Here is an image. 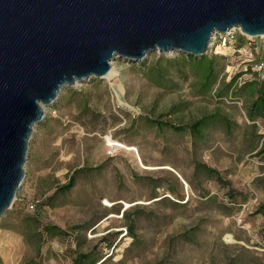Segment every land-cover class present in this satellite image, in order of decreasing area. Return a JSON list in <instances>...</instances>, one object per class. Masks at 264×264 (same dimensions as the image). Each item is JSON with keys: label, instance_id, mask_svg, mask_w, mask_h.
Masks as SVG:
<instances>
[{"label": "rangeland", "instance_id": "rangeland-1", "mask_svg": "<svg viewBox=\"0 0 264 264\" xmlns=\"http://www.w3.org/2000/svg\"><path fill=\"white\" fill-rule=\"evenodd\" d=\"M229 32L218 33L206 53L218 55L222 68L209 94L200 93L186 52L177 50L140 61L117 57L115 77L63 88L35 126L26 177L0 221V264H74L80 253L90 254L84 264H264V213L257 212L264 118L249 120V99L239 90L264 78L251 65L264 57V35ZM156 66L166 79L158 81ZM237 74L229 94L219 96ZM207 115L217 117L203 137L153 124L189 126ZM109 136L136 145L150 167L109 146ZM199 164L231 185L198 171ZM71 178L75 185L63 190ZM230 187L242 192L235 200ZM48 224L65 233L51 236Z\"/></svg>", "mask_w": 264, "mask_h": 264}, {"label": "water", "instance_id": "water-1", "mask_svg": "<svg viewBox=\"0 0 264 264\" xmlns=\"http://www.w3.org/2000/svg\"><path fill=\"white\" fill-rule=\"evenodd\" d=\"M264 35V0H0V221L26 177L30 141L63 88L117 57L208 53L213 36Z\"/></svg>", "mask_w": 264, "mask_h": 264}, {"label": "trees", "instance_id": "trees-1", "mask_svg": "<svg viewBox=\"0 0 264 264\" xmlns=\"http://www.w3.org/2000/svg\"><path fill=\"white\" fill-rule=\"evenodd\" d=\"M183 60L189 65L190 71L192 75L195 77L196 82L195 85L199 87L200 93L209 94L213 91L214 87L219 82V76L221 69L219 67V63L217 62L218 55L209 56L207 54L196 56L190 53H182ZM165 69L161 66H156L152 68V72L157 75L159 78L158 81L166 79ZM239 75H235L229 82L225 83L222 88L217 92L219 96H227L229 94L230 89L233 87L234 83L237 81ZM244 89V96L247 95L249 99V103L247 106V114L248 118L251 121H257L260 118H264V78L260 77L253 78L252 80H247L244 82V85L239 88V90ZM236 90V94L237 91ZM235 94V95H236ZM217 116L215 115H207L202 117L201 119L194 121L189 126H181L171 124L170 122H154V125L162 127H169L175 130H188L194 137H203L205 127L211 122L212 119H215ZM226 122L229 121L225 116L222 117ZM204 170L209 175L214 176L219 182L224 184L225 186L231 185V182L224 178L219 170L216 168L210 167L206 164H199L197 166V170ZM75 185V179L71 178L70 181L64 184L61 188L65 191L71 189ZM229 195L232 199H236L237 193L242 194V192H238L235 188L230 187L228 190ZM38 204V202H32L31 204ZM30 204V207H31ZM35 206V208H36ZM32 208V207H31ZM34 208V209H35ZM257 212L264 213V203L260 204L257 208ZM34 221H40V216L36 214L34 217ZM38 224V223H37ZM23 228V227H22ZM26 231V228H23ZM45 230L51 235H59L64 234V230L57 225L48 224L45 226ZM90 258L89 253H80L78 257H76L74 264H84L85 261H88Z\"/></svg>", "mask_w": 264, "mask_h": 264}, {"label": "bare ground", "instance_id": "bare-ground-1", "mask_svg": "<svg viewBox=\"0 0 264 264\" xmlns=\"http://www.w3.org/2000/svg\"><path fill=\"white\" fill-rule=\"evenodd\" d=\"M213 41V40H212ZM211 41V43H212ZM118 73V69L116 67V65L114 64V62L112 61V69L111 71L107 74L106 77L108 78H112V77H115ZM122 88L121 87H117V90L118 91V95L121 97L122 96V92H121ZM122 101V99H121ZM107 141H108V145L109 146H112L115 148V150H129L131 152H134L137 156V159L139 161V163L143 166V167H150L149 165L145 164V162L143 161V159L141 158V154L139 152V149L136 145H132V144H128V143H125L123 141H119V140H115L113 139L112 137H108L107 138Z\"/></svg>", "mask_w": 264, "mask_h": 264}, {"label": "built area", "instance_id": "built-area-1", "mask_svg": "<svg viewBox=\"0 0 264 264\" xmlns=\"http://www.w3.org/2000/svg\"><path fill=\"white\" fill-rule=\"evenodd\" d=\"M217 36H218V33L213 36V40H216ZM255 37H258V36H248L247 35L248 40H254ZM250 60H254V58H251ZM251 65H253L255 67V69L257 71H259V73L261 71H264V57L260 58V60L256 59L255 62L251 63ZM35 206H36V204H34V203L31 204L32 208H35Z\"/></svg>", "mask_w": 264, "mask_h": 264}]
</instances>
